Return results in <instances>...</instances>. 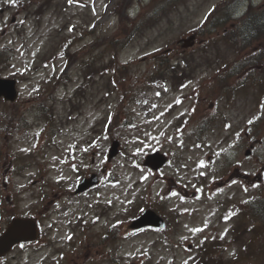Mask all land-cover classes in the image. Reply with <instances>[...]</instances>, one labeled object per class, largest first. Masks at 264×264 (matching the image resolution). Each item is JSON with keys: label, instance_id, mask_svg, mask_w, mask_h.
<instances>
[{"label": "rangeland", "instance_id": "1", "mask_svg": "<svg viewBox=\"0 0 264 264\" xmlns=\"http://www.w3.org/2000/svg\"><path fill=\"white\" fill-rule=\"evenodd\" d=\"M163 1L0 0V76L21 78L15 102L22 112L16 110V103L11 111V104L0 98L9 115H18L12 122L8 116L0 117L3 213L36 217L45 233L34 243L16 245L5 264H191L200 253L197 246L202 238L228 245L219 252L218 264H264V220L257 216L240 223L250 198L260 201L257 204L264 211V127L259 141H246L245 135L248 120L264 115V67L253 68L259 62L264 66V47L263 59L250 60L251 78L248 73L245 78L258 86L223 99L232 100L230 107L201 102V109L191 114V97L176 102L193 83L205 82L213 71L223 69L224 61L233 60L234 53L230 56L232 50L220 39L208 41L215 34L206 36L202 31L209 23L197 29L210 11L211 17L227 16L229 9L231 16H238L246 8L244 2L264 0H171L172 8L161 19L151 20L142 36L138 33L117 52V60L131 66L124 85H110L109 75H96L84 83L85 57L90 55L95 65L107 62L112 51L106 41L122 26L128 31L130 22L145 21L152 7L158 9ZM190 34L194 43L187 40L184 44L189 46L183 50L182 40ZM64 43H69V52L51 62ZM168 51L173 59L183 55L194 67L202 65L184 88L172 89L169 80L151 84L147 78L155 68L153 57ZM238 57L245 58L242 52ZM41 102L53 106L57 134L51 140L43 131ZM216 109L228 127L224 118H217L205 148L183 145V138L190 135L185 117L193 126L204 113ZM113 112L117 127L108 126ZM114 139L119 140L120 150L108 159ZM174 146L180 147L184 165L177 163L180 157L161 162L154 171L143 165L147 153L158 149L172 155ZM11 158H16L19 174L12 171ZM224 160L230 163L228 171L209 176ZM91 172L98 174L99 184L76 194L75 186ZM258 183H263L261 189L253 187ZM157 196L167 203L159 210L152 208L167 216L171 242H163L156 228H128L137 210L150 208L144 198ZM224 206L233 215L220 219L217 213ZM170 210L180 214L177 221L168 215ZM4 225L0 223V228ZM249 258L256 261H246Z\"/></svg>", "mask_w": 264, "mask_h": 264}, {"label": "trees", "instance_id": "2", "mask_svg": "<svg viewBox=\"0 0 264 264\" xmlns=\"http://www.w3.org/2000/svg\"><path fill=\"white\" fill-rule=\"evenodd\" d=\"M226 20L227 19H224L219 24L223 25ZM133 32L134 31L131 30L127 35L121 34L118 37H113V39L111 40L112 50H116L118 48V45H117L118 43L124 45L126 41L133 36ZM225 36L226 37L228 36L229 40L234 41L236 43L237 48H240L241 50L246 49L249 46H252L253 43L261 42L262 40L258 38H260L261 36H264V9H254L252 12L250 10V15L247 18H245L244 21H240L237 27L235 28L233 27L229 30H226ZM261 45L262 43H259V46ZM248 208L249 209L251 208L250 204ZM248 212L256 214V212H253L251 210H249ZM249 213L245 214L244 222H249V215H248ZM218 258H220V254L218 253L214 254L213 252L212 254L208 256L207 260H205L204 262H210V260L212 259H214V261H218L219 260Z\"/></svg>", "mask_w": 264, "mask_h": 264}, {"label": "water", "instance_id": "3", "mask_svg": "<svg viewBox=\"0 0 264 264\" xmlns=\"http://www.w3.org/2000/svg\"><path fill=\"white\" fill-rule=\"evenodd\" d=\"M18 221H20L21 224H23V226H26V227L32 224L31 220H18ZM146 223H147V220H146V216L144 215L136 219L133 222L132 226L138 227ZM15 226H16V230L14 229L13 226L9 227L8 232L2 237V239H0V254L7 251L10 247V244L14 243L15 241H18L21 239H28V238H32L33 236H35V230L33 231L32 234L25 235V234H21L20 228L16 224V222H15ZM32 228H33V225H32Z\"/></svg>", "mask_w": 264, "mask_h": 264}, {"label": "snow or ice", "instance_id": "4", "mask_svg": "<svg viewBox=\"0 0 264 264\" xmlns=\"http://www.w3.org/2000/svg\"><path fill=\"white\" fill-rule=\"evenodd\" d=\"M11 2H15V0H11ZM69 2H72V0H69ZM70 31H71V29H69ZM177 103H179V100H177L176 101ZM249 123H251V121H249ZM225 127H228V125H225ZM197 147H199V146H197ZM217 155H218V153H217ZM199 165L200 166H203L204 165V161L203 160H201L200 162H199ZM232 183H236V181H232ZM256 186H258V185H253V187H256ZM246 190V189H245ZM218 191H220L219 189H218ZM174 195H175V193H173ZM181 199H183L182 197H181ZM225 218H227V217H225ZM201 229H193V231H200Z\"/></svg>", "mask_w": 264, "mask_h": 264}]
</instances>
